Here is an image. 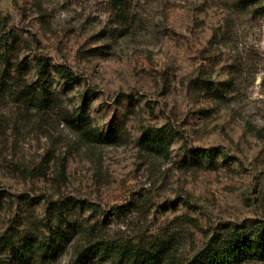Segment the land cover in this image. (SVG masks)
I'll use <instances>...</instances> for the list:
<instances>
[{
    "label": "rangeland",
    "instance_id": "obj_1",
    "mask_svg": "<svg viewBox=\"0 0 264 264\" xmlns=\"http://www.w3.org/2000/svg\"><path fill=\"white\" fill-rule=\"evenodd\" d=\"M114 1L0 0V37L14 43L0 59V243L43 238L49 203L76 201L57 254L19 262L2 247L7 264H118L78 257L90 238L163 241L183 261L221 227L264 218V13L126 0L123 17ZM84 102L89 124L76 127ZM158 129L163 148L143 139Z\"/></svg>",
    "mask_w": 264,
    "mask_h": 264
},
{
    "label": "trees",
    "instance_id": "obj_2",
    "mask_svg": "<svg viewBox=\"0 0 264 264\" xmlns=\"http://www.w3.org/2000/svg\"><path fill=\"white\" fill-rule=\"evenodd\" d=\"M241 3L245 7L253 6L264 13V0H241ZM114 7L118 9V16L124 17L128 12L126 0H115ZM3 20L0 14V24ZM13 44V42H9L8 38L0 37V59H6V54L12 49ZM49 64L46 57L36 58L38 80L41 81L40 86L42 87L38 97L42 99L46 98L45 77ZM57 73L66 80L75 79L70 69L65 66H60ZM202 82L203 86L211 89L214 93H220L222 90V84H217L211 79H203ZM69 119L76 127H87L89 122L86 103L84 102L78 112ZM99 134L102 138L107 136V134ZM143 139L146 144L152 142V145L161 148L166 143L164 133L160 129L155 132L154 136L147 131L144 132ZM216 154V149L208 150L209 156L213 157ZM74 203L76 201L70 198L51 201L46 209L44 226L47 233L43 238L24 237L17 241L14 238L3 239L0 249L2 247L10 248L14 258L19 262L27 261L36 251L44 255L57 254L68 237L69 228L65 225L66 214ZM76 251L78 257L90 254L101 255L111 258L118 264H164L165 262L166 264H237L252 259L264 260V218L221 227L220 230L208 237L199 250L183 261L176 260L170 246L163 241L144 244L90 238L86 244L78 246ZM0 264L7 263L0 258Z\"/></svg>",
    "mask_w": 264,
    "mask_h": 264
}]
</instances>
